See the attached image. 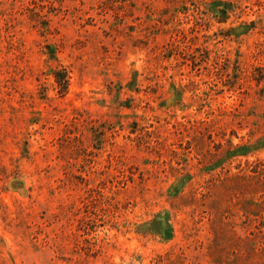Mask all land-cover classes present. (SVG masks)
Instances as JSON below:
<instances>
[{"label":"rangeland","instance_id":"374dc122","mask_svg":"<svg viewBox=\"0 0 264 264\" xmlns=\"http://www.w3.org/2000/svg\"><path fill=\"white\" fill-rule=\"evenodd\" d=\"M0 264H264V0H0Z\"/></svg>","mask_w":264,"mask_h":264},{"label":"trees","instance_id":"16d2710c","mask_svg":"<svg viewBox=\"0 0 264 264\" xmlns=\"http://www.w3.org/2000/svg\"><path fill=\"white\" fill-rule=\"evenodd\" d=\"M55 76H56V83L60 89V92L64 91L66 89V80H65V77L62 75L61 72H55Z\"/></svg>","mask_w":264,"mask_h":264}]
</instances>
